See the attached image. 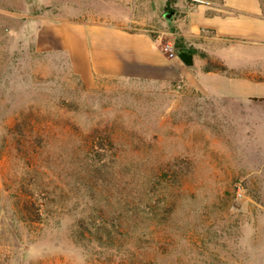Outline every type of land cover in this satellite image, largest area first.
<instances>
[{"label":"rangeland","instance_id":"1","mask_svg":"<svg viewBox=\"0 0 264 264\" xmlns=\"http://www.w3.org/2000/svg\"><path fill=\"white\" fill-rule=\"evenodd\" d=\"M114 1L0 0V264H264V98L212 101L175 67L82 78L54 28L134 32Z\"/></svg>","mask_w":264,"mask_h":264},{"label":"crops","instance_id":"2","mask_svg":"<svg viewBox=\"0 0 264 264\" xmlns=\"http://www.w3.org/2000/svg\"><path fill=\"white\" fill-rule=\"evenodd\" d=\"M131 1L134 32L116 14L101 23L68 21L54 28L82 78L158 77L175 67L190 86L212 101L264 98L261 0ZM168 5L175 7L170 21L165 18ZM159 24L174 29L185 48L195 51L193 68L161 53L158 45L165 32L159 31L158 39L149 34ZM209 63L227 73L205 71Z\"/></svg>","mask_w":264,"mask_h":264},{"label":"trees","instance_id":"3","mask_svg":"<svg viewBox=\"0 0 264 264\" xmlns=\"http://www.w3.org/2000/svg\"><path fill=\"white\" fill-rule=\"evenodd\" d=\"M166 12L167 13H173L174 10L172 8H170V5H168L167 8H166ZM175 48H176V52L178 54H195V51L185 48V46L183 45V43L181 42L180 39H178L176 41ZM205 71H207V72H209V71L222 72V71H225V68L220 66V65H218V64L209 63L206 66ZM145 197H146V193H145ZM147 201H148V199H147ZM147 201L143 202L142 200H139V204H138V202L134 201V209L137 210L138 207L143 206L144 204L147 203ZM134 212H135V210H134ZM84 220H89V222H90L92 220V217H87L86 216V217H84ZM84 220L78 221V226H77L78 229L83 230L84 227H86V226H88L90 224L89 222L85 223ZM96 223H98L97 225L94 226V227H96V230H95L96 234L100 233L99 237L96 238V240H97L96 242L101 243L104 238H106V239L111 241L115 231H112L111 229L103 228V226L106 224V222H103V220H100V222H96ZM87 231H89V230H87ZM101 233L104 234V235H102ZM81 236L85 237L84 233L83 234L81 233Z\"/></svg>","mask_w":264,"mask_h":264},{"label":"built area","instance_id":"4","mask_svg":"<svg viewBox=\"0 0 264 264\" xmlns=\"http://www.w3.org/2000/svg\"><path fill=\"white\" fill-rule=\"evenodd\" d=\"M160 49L161 52L168 58V59H177L178 53L176 52V48L174 44L168 40H160Z\"/></svg>","mask_w":264,"mask_h":264},{"label":"water","instance_id":"5","mask_svg":"<svg viewBox=\"0 0 264 264\" xmlns=\"http://www.w3.org/2000/svg\"><path fill=\"white\" fill-rule=\"evenodd\" d=\"M165 18L170 21L172 19V13H167ZM177 59L182 62L186 68L194 67V60L192 54H178Z\"/></svg>","mask_w":264,"mask_h":264}]
</instances>
